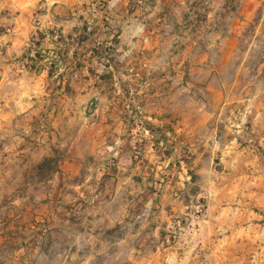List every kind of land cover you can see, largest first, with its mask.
Listing matches in <instances>:
<instances>
[{"label": "rangeland", "instance_id": "374dc122", "mask_svg": "<svg viewBox=\"0 0 264 264\" xmlns=\"http://www.w3.org/2000/svg\"><path fill=\"white\" fill-rule=\"evenodd\" d=\"M48 7L44 0H0V183L13 184L15 199H25L14 209L12 249L25 252L29 264H264L261 11L229 60L214 50L216 69L186 62L171 72L190 83L176 85L175 129L192 97L191 108H217L206 129H217L216 143L183 141L175 129L168 134L132 114L126 129L108 139L112 147L80 149V175L65 178L58 151L47 157L58 152L60 171L38 175L46 157L34 160L38 141L29 137L46 123L45 105L54 103L40 80L47 78L40 72L45 53L31 59ZM206 78L222 91L220 103L206 91ZM96 107L92 101L88 110ZM23 138L27 155L14 148Z\"/></svg>", "mask_w": 264, "mask_h": 264}, {"label": "crops", "instance_id": "0c3cea01", "mask_svg": "<svg viewBox=\"0 0 264 264\" xmlns=\"http://www.w3.org/2000/svg\"><path fill=\"white\" fill-rule=\"evenodd\" d=\"M44 2L49 7L41 19L43 40L36 51L45 53L40 72L47 78L40 80L47 101L54 98V103L45 105L48 118L37 127L36 137L25 129L30 132L29 137L38 141V153L31 154L37 163L51 152L63 153L65 178L80 175L77 159L80 149L90 144L112 147L108 139L126 129L132 114L141 115L146 123L155 124L169 134L175 129L176 100L180 95L176 85H190L186 78L171 75L172 70L186 62L206 72L216 69L214 50L229 60L237 48L238 36L258 11H261L259 29H264V0ZM85 25L91 29L89 40L79 45L77 37ZM79 62L84 65L78 67ZM58 66L59 71L52 72ZM100 78L110 79L108 82ZM206 79V91L212 92L220 103L222 91L217 89L213 78ZM107 85L109 93L104 91ZM188 99L197 104L196 99ZM92 101L97 107L90 112L88 105ZM193 102L182 108L186 118L175 131L183 141L197 137L201 142L216 143L217 129L210 134L206 129L217 108L206 103L191 108ZM194 112L202 118L196 119ZM20 142L21 146L14 147H21L17 154L27 155L28 141L23 138ZM15 191L8 181L0 183V264H29L25 252L11 247L15 240L14 209L16 204H25L24 197L15 199ZM22 223L18 224L20 228Z\"/></svg>", "mask_w": 264, "mask_h": 264}, {"label": "trees", "instance_id": "16d2710c", "mask_svg": "<svg viewBox=\"0 0 264 264\" xmlns=\"http://www.w3.org/2000/svg\"><path fill=\"white\" fill-rule=\"evenodd\" d=\"M89 28L85 25L82 30L80 31L77 39H78V44L82 45L86 41L89 40ZM40 56V53L36 51V56L31 57L32 61H35L36 57ZM84 64L83 62H79L77 65L78 67H82ZM35 67V66H34ZM51 75V72H50ZM100 79H106L109 80L110 78H100ZM58 152L54 154V156L51 157H46L38 166V175L39 176H51L53 173H56L60 171V158L58 157Z\"/></svg>", "mask_w": 264, "mask_h": 264}]
</instances>
